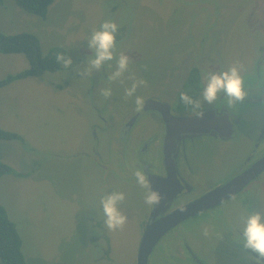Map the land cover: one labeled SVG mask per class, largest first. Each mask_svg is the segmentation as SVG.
Masks as SVG:
<instances>
[{
  "label": "rangeland",
  "instance_id": "obj_1",
  "mask_svg": "<svg viewBox=\"0 0 264 264\" xmlns=\"http://www.w3.org/2000/svg\"><path fill=\"white\" fill-rule=\"evenodd\" d=\"M106 20L119 26L116 55H129L130 72L147 81L136 93L144 101L183 110L179 93L195 66L203 73L242 66L248 96L235 106L222 102L240 120L237 136L230 142L216 134L181 142L179 162L188 167L183 177L190 186L176 203L228 180L263 135L264 84L258 87L257 80H264V0H56L46 19L15 0H0V31L33 33L45 57L63 50L73 61L68 69L0 89V129L24 138L0 141V161L16 172L0 177V203L17 226L28 264H137L151 208L133 176L138 134L128 136L126 155L119 138L124 122L138 111L134 97L125 96L131 81L108 79L115 61L81 75L92 54L86 39ZM29 67L24 54L0 53V80ZM104 88L112 89L107 100ZM256 150L264 154V138ZM263 176L224 206L180 224L155 248L150 264H193L186 243L207 264H250L242 248L220 243L217 235L223 221L241 222V207L251 201L264 216ZM113 191L125 193L120 207L128 218L115 232L100 211L101 197Z\"/></svg>",
  "mask_w": 264,
  "mask_h": 264
},
{
  "label": "flooded vegetation",
  "instance_id": "obj_2",
  "mask_svg": "<svg viewBox=\"0 0 264 264\" xmlns=\"http://www.w3.org/2000/svg\"><path fill=\"white\" fill-rule=\"evenodd\" d=\"M198 67V66H196ZM199 68V67H198ZM200 69V68H199ZM202 71L200 69V81L202 76ZM188 77L186 78L185 82L187 81ZM185 84V83H184ZM151 99L145 100L144 106L140 108V110L137 111V113L132 116L129 120L127 119L124 122V125L121 128L120 133V139L123 143L122 151L124 152V155H126L125 152V144L127 143L128 136H131L134 132L138 134L136 136V139L139 141V151L136 154L137 162L135 164V169H141L145 171L148 174L151 186L153 184L154 189L158 190L162 196V200L160 202V205L157 207L156 211L154 213L155 222L161 221L164 217H167L171 215L174 211L178 210L179 208L201 198L202 196L198 197L197 199H193L183 205L176 203V200L179 199L189 188L188 181L184 180V172L183 170L187 171L188 167H186L185 164H182L179 162L181 158V151L180 150V144L184 140H188V138L194 139L197 138H206V136H211V134H216L219 137V140L221 142H230L234 140L237 136V129L241 125L240 120L233 114L232 110H230L227 106L223 105L222 102L223 97L221 99H218L216 101V104L214 105H204V111L205 115L203 119L199 118H190V116L186 113V110H181L177 108H173L170 104H167L168 109L165 107L161 110L159 109H145L146 102ZM154 100V99H152ZM156 101V100H155ZM159 102V101H158ZM163 103V102H161ZM168 110V111H167ZM174 116L175 120L171 117L170 121L172 123H175L174 129L170 128V133L172 134L174 146L176 151L172 154V159L175 164L176 169V179H174V176L172 175V171L170 170V167L168 163L166 162V157L164 154V145L165 140L167 139L169 129L167 128L166 119L164 118V115ZM160 118V120H156L154 122H151L148 117L154 116ZM143 114H147L149 116L143 117ZM169 117V116H168ZM176 118H187V121L181 122L177 121ZM95 130V129H94ZM97 134L94 135L96 138ZM264 138V131L263 135L261 136L260 140H258L255 143L254 149L251 150L249 157L246 159V161L243 163V165L240 167V169L233 174L228 180L219 183L214 189H211V191L215 190L216 188L225 185L226 183L230 182L234 178L238 177L242 173L246 172L247 170L251 169L258 161H260L262 158H264V154L258 156L257 155V148L261 145L262 139ZM133 142V141H131ZM131 149L130 143L128 144V149ZM115 149V148H114ZM119 149V148H118ZM121 149V148H120ZM119 149V150H120ZM141 149V151H140ZM229 150V148H227ZM117 150V149H116ZM130 154V151H128ZM101 157V154L98 155ZM157 158L161 161V164L159 165L156 163ZM170 171V172H169ZM264 170L260 173V175L253 181H251L241 192L246 190L248 187H250L253 183L257 182L261 176H263ZM186 175V174H185ZM187 176V175H186ZM189 177V176H187ZM191 178V177H189ZM154 182V183H153ZM180 183V184H179ZM262 184H264V176L262 179ZM182 185L184 188L180 187ZM187 186V187H186ZM179 191V192H178ZM241 192H239L237 195H239ZM209 193V192H208ZM207 194V193H206ZM205 195V194H204ZM203 195V196H204ZM236 195V196H237ZM236 196L232 197L231 199L221 203L218 206H215L212 209H208L206 211H203L199 215H196L192 218H196L202 214H204L207 211L214 210L216 208L222 207L225 205L226 202L233 200ZM250 198L255 197L254 189H252L249 192ZM255 203L251 201V205L248 206H242L241 207V213H243V216H246L247 213H256L255 209ZM156 207L151 208L149 210V215L144 223V231L146 228L147 223L149 222L150 216L152 212H154ZM247 209V210H245ZM250 211V212H249ZM188 219V220H190ZM188 220L184 221L187 222ZM183 222V223H184ZM226 222L223 221V228L222 233L220 236L217 235V240L220 243L230 244V247L236 248H242L243 252L245 251L246 257L248 258L247 251L243 248L242 244H239V232L237 231V226L242 224V221H235L230 224V226L225 224ZM182 224V223H181ZM180 226V225H178ZM169 231L155 246V248L160 244V242L173 230ZM228 226V227H226ZM143 231V232H144ZM231 249V248H230ZM155 250V249H154ZM185 255L187 253L191 258V262L193 264H207L203 258L199 257V255L195 254L191 248H189L188 244L186 243L184 245ZM154 252V251H153ZM153 254V253H152ZM238 256V254L236 255ZM186 258V256H185ZM248 263L254 264V261L247 260ZM160 262V261H159Z\"/></svg>",
  "mask_w": 264,
  "mask_h": 264
},
{
  "label": "clouds",
  "instance_id": "obj_3",
  "mask_svg": "<svg viewBox=\"0 0 264 264\" xmlns=\"http://www.w3.org/2000/svg\"><path fill=\"white\" fill-rule=\"evenodd\" d=\"M119 26L112 20L104 21L98 30H94L91 36L86 39L87 47L91 55L86 58V67L81 70V75L86 76L89 72H99L107 64L115 61V70L108 77L110 81L125 83V79L131 81L130 86L125 87V96L134 97L137 110L144 106V99L136 95L137 90L147 87V81L143 78H137L135 73L130 72V65L133 60L129 55L120 52L116 55L117 33ZM58 64H62L68 69L73 61L65 53H58L55 57ZM146 67V66H145ZM242 66L238 63L229 65L221 71H207L201 76V89L194 96L191 89L179 93L178 105H182L190 118L203 119L205 115L204 105H214L218 99L223 97L228 106H235L241 103L248 96L249 88L245 86V78L242 75ZM264 71V69H262ZM128 74L127 77L125 74ZM264 84V80H257L258 87ZM101 94L107 100L112 96L111 88L101 89ZM135 183L144 190V203L150 208L159 205L162 196L158 190H153L148 174L135 169L133 172ZM125 193L113 191L106 193L100 199V211L104 216V224L109 231L115 232L122 230L126 225L128 218L121 210L120 205L125 201ZM242 224L237 226L240 240L243 248L248 253V259L254 261V264H264V216L261 213H248L241 218ZM204 235L208 232L205 230Z\"/></svg>",
  "mask_w": 264,
  "mask_h": 264
},
{
  "label": "trees",
  "instance_id": "obj_4",
  "mask_svg": "<svg viewBox=\"0 0 264 264\" xmlns=\"http://www.w3.org/2000/svg\"><path fill=\"white\" fill-rule=\"evenodd\" d=\"M17 5L27 13L46 19L50 7L56 0H15ZM0 53L24 54L29 61L30 67L16 75H9L0 80V89L20 79L34 76H42L46 72L63 70V65L56 62L58 51L54 56L45 57L42 54L41 43L36 35L29 32L7 34L0 31ZM191 89L194 96L201 89L200 69L195 66L189 78L185 82V91ZM183 110L184 107H183ZM22 140V138L9 131L0 129V141ZM16 173L8 164L0 161V177L6 174ZM23 241L16 224L9 218L5 207L0 203V264H28L23 252Z\"/></svg>",
  "mask_w": 264,
  "mask_h": 264
},
{
  "label": "water",
  "instance_id": "obj_5",
  "mask_svg": "<svg viewBox=\"0 0 264 264\" xmlns=\"http://www.w3.org/2000/svg\"><path fill=\"white\" fill-rule=\"evenodd\" d=\"M165 106L168 105L151 99L146 102L145 109L161 110ZM165 108L168 109L167 107ZM168 114L169 115L166 116L164 115L167 128L169 129L167 139L165 140L164 154L166 157V162L168 163L170 170L172 171V175L174 176V179H176L177 173L174 161L172 159V154L176 151V149H174L175 143L173 141L172 134L170 133V128L174 129L173 125L175 124L170 121V118L172 117L175 120V117L171 116L170 111ZM176 120L185 123L187 121V118H176ZM263 170L264 158L258 161L251 169L242 173L225 185L216 188L215 190L205 194L201 198L179 208L171 215L164 217L161 221L154 223V213L157 212L156 209L160 204L156 205V208L154 212H152L149 222L147 223L145 231L143 233L141 244L138 250L137 264H150V257L155 249V246L169 231H171L184 221L190 219L191 217L199 215L200 213L208 209H212L215 206H218L221 203L236 196L251 181L255 180ZM180 187L184 188L182 185H180ZM152 188L153 190H155L153 184Z\"/></svg>",
  "mask_w": 264,
  "mask_h": 264
},
{
  "label": "crops",
  "instance_id": "obj_6",
  "mask_svg": "<svg viewBox=\"0 0 264 264\" xmlns=\"http://www.w3.org/2000/svg\"><path fill=\"white\" fill-rule=\"evenodd\" d=\"M19 33H21V32H19ZM64 69V68H63ZM7 86V85H6ZM13 133V132H12ZM20 136V135H19ZM21 137V136H20ZM22 139H24L23 137H21Z\"/></svg>",
  "mask_w": 264,
  "mask_h": 264
}]
</instances>
